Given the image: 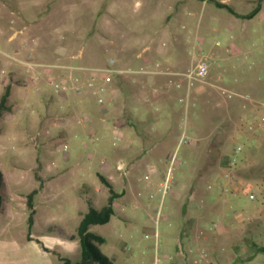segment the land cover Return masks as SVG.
Listing matches in <instances>:
<instances>
[{
	"label": "rangeland",
	"instance_id": "obj_1",
	"mask_svg": "<svg viewBox=\"0 0 264 264\" xmlns=\"http://www.w3.org/2000/svg\"><path fill=\"white\" fill-rule=\"evenodd\" d=\"M214 1L0 0V98L10 86L8 101L12 106L0 117V169L5 182L0 184L1 245L7 241L9 249L13 241L20 246H37L24 238L29 227L28 215L22 212L29 210L24 208L28 193L41 183L33 196L36 228L31 227L30 232L36 235L39 230H47L58 237L76 232L80 211L88 208L82 191L89 184L93 192L101 166L111 165L120 173L121 182L125 178L116 164L123 160L128 167V158L119 152L126 137L105 126L111 119L118 125L124 117L140 120L137 127L145 126L155 137L139 138L140 142L132 145L142 155L150 175L145 179V171L140 170L138 185L144 193L138 205L119 198L113 202L110 221L91 226L93 232L105 237L98 247L112 264H155V259L156 264H170L176 256L172 246L186 224L185 212H207L204 225L211 226L215 218L210 210L216 209L218 215L233 211L229 199L233 183L225 184L223 172L233 147L230 135L236 112L221 100L215 85L253 95L256 92L251 85L264 82V0H225L233 10L244 14L259 6L254 19L237 21ZM161 37L164 44L171 45L166 54L174 63L171 69L163 60L156 61L162 63V69L186 71L202 54L210 67H217L220 82L213 84L209 74L208 83L195 84L187 98L186 83L177 78L181 86H167L166 76L162 83L176 91L174 106L159 103L154 110L152 104L146 108L134 104L137 96H145L142 92L137 95L135 88L145 84L148 75H138L137 83L123 78L111 83L118 90L114 89L113 108L107 113V97L104 104H99L98 94L55 92L47 76L63 67L51 65L53 59L36 56L45 48H67L69 55L63 62L68 64L104 66L114 59L120 66L145 67L137 54L151 43L150 38ZM64 70L68 72L65 66ZM153 88V93L160 92ZM26 103L29 107L19 112ZM164 119L167 124L158 137L155 129ZM183 122L187 123L191 141L178 146ZM132 133L136 136L134 129ZM64 143L67 150L62 149ZM132 147L126 149L132 151ZM173 154L176 161L164 192ZM256 174L242 167L236 170V175L247 180L259 181ZM222 184L228 188L223 193L217 191V204L206 198ZM190 188L200 193L197 191L195 205L187 208L184 196ZM263 190L264 180L254 191ZM95 203L100 207L104 200ZM9 212H16V217ZM235 212L252 210L246 206ZM133 213H137L134 219ZM258 241L264 243V238ZM59 250L57 246L54 253ZM61 255L78 260L79 241L78 251H61ZM50 257L54 264L62 263L54 255ZM245 264H264V253Z\"/></svg>",
	"mask_w": 264,
	"mask_h": 264
},
{
	"label": "crops",
	"instance_id": "obj_2",
	"mask_svg": "<svg viewBox=\"0 0 264 264\" xmlns=\"http://www.w3.org/2000/svg\"><path fill=\"white\" fill-rule=\"evenodd\" d=\"M218 1L224 2L225 0ZM257 7L258 9L250 17H243L231 12L229 13L233 15L232 17L235 21L238 19H254L257 15V12L259 11V6ZM237 13L244 14L239 12ZM162 38L163 37H161V39L150 38L149 40L151 43L139 51L137 57L140 61L145 63V66L153 65L156 61L163 60L167 68L173 69L172 64L174 63L172 62L171 56H167L166 54L169 52L168 49L171 47V45H167L168 43L164 44ZM68 55L69 53L67 48H62L61 50L56 51L45 48V50L42 52L40 51L36 53L38 58L53 59L54 62L50 63L51 65L63 67V70H59L58 68V70L52 71L49 73L50 75L47 76L48 79L56 80H62L64 78V66H79L74 63L68 64L63 62V60L66 59V56ZM209 74L210 78L214 81L212 82L213 84H217V81L220 82V80L217 78V67H210ZM149 76H152V78ZM139 77L141 78L142 75H139ZM165 77V75L146 76L145 84L143 82L142 85H138L135 88L136 93H138L137 95L142 92L145 93V96H137V98H135L136 100L134 104L142 105L145 108L147 105L152 104L153 106L155 105L154 110L157 107L156 105L159 103L164 105L172 104V106H174V100L176 97L174 93L176 91L169 90L165 87L164 83H162V81L165 80ZM154 86L159 88L160 92L158 94L152 92V88ZM118 87L121 86L118 85ZM251 87L254 88L256 92V94L251 96L257 100L264 101V82L253 83ZM115 88L118 90L117 86ZM219 95L221 100H223L224 103H228V105L234 109V112H236L233 127L234 130L235 126L237 125L239 115L243 111L240 107V100L237 97L228 96L221 92H219ZM120 100H122V97H120ZM112 102L109 101L110 104L108 108L105 109L107 113L111 112V109L113 108ZM125 119L126 121H124ZM119 121L120 120H118L117 125L112 119L107 120L105 126L107 129L110 128L120 131V133L126 137L124 148L119 150L120 154L122 153L128 158V167L126 168L127 172L122 174L125 178L122 180V183L119 178L120 173L117 174V172L111 168V165L104 163L98 172L99 182L93 188V192H91V186L89 184L84 186L82 193L87 201L88 208L87 210L80 211V219L88 211L90 205L100 208L107 203L108 197L111 193L109 187L103 182L102 177L111 185L112 189L114 190L116 195L114 201L123 197V200H129L133 205L136 206L138 205L139 198L144 193L138 184L140 183L139 177H141L140 174L142 173L140 170L145 171L146 164L142 155L139 154L138 151L132 147V145L133 142H140L139 138L146 139L147 137L155 136H153L151 131L146 130L145 126L138 128L137 121L140 122V120H136L134 117L130 119L124 117L120 123ZM166 124V119H164L163 122L161 120L158 121L157 128L155 129L157 130L156 134L158 137L163 134ZM133 129L135 130L136 136H134L132 133ZM251 138V145L246 148L242 154L243 160L240 163L239 168L242 167L251 172L255 171L257 173L256 177H258L260 180H247L246 178H241L239 175H236L240 184H243V188L236 189V186L234 188L233 184V188L232 186L230 187L229 199L231 200L230 206L234 208L233 211L224 212L223 214L218 215L216 209H214V211L210 210L214 214L215 221H219V224L216 227H213V223L211 226L204 225V218L207 212L190 213L189 210L188 212H185L184 216L186 219V224L180 229V235L174 246H172L175 250L176 256L171 260L170 264H245L246 262L254 261L257 257V254L260 253L256 251L255 248L256 244L264 245V243H260L258 241L261 238H264V200L260 198L259 192L254 190L257 189L259 183L264 180V136L255 135L251 136ZM144 141L145 140H143V142ZM130 146L132 147V151H128V149H126ZM150 172H153V167L150 168ZM143 177L145 179H149L150 175L148 174L147 170L144 172ZM227 182L228 181H225V184H227ZM2 184H5L4 176ZM147 184H152V181H148ZM225 184H222L223 186H217L215 192L207 193L206 198L213 200L217 204V191L219 193H223V189L227 190L228 187L227 185L225 186ZM42 186L43 183L40 184L39 188ZM39 188H36V195L39 192ZM197 191L200 193L199 190L196 189L193 191V189L190 188L188 194L184 196L185 201L187 202V204L186 202L184 203V206L188 205L187 208H191L193 205H195ZM251 192L255 193L257 196L255 198H251ZM100 198L104 200V203H102L100 207H97L95 202ZM9 200H12V197H10ZM26 206L27 204L24 200V208ZM246 206L250 207L252 212H235L236 210L242 209ZM33 208L34 213L32 224H29L28 221L30 213L29 210H27L28 212H22L23 214L28 215L27 222L29 227L24 233V238L28 242L35 241L37 246L31 247L30 244H21L20 246L11 241V248L8 249L7 246H9V243L5 241L3 245L0 244V264H54L53 259L50 257L51 254L54 255L57 260L62 261L61 264H63V259L69 257H63L61 255V251L67 253L78 251V239H70L67 237L68 235L74 234L76 232H64L60 237L49 233L47 230H39L36 235L31 233L30 228H36L35 202ZM244 213L250 214L252 216L251 220H244ZM9 214H14L13 217H16V212H9ZM136 214L137 213H133V219L136 217ZM123 218L130 220L128 216H123ZM5 229H7V227ZM2 230H4V228H2ZM57 246H60L61 250L55 254L54 252L56 251ZM244 255L246 257H243Z\"/></svg>",
	"mask_w": 264,
	"mask_h": 264
},
{
	"label": "built area",
	"instance_id": "obj_3",
	"mask_svg": "<svg viewBox=\"0 0 264 264\" xmlns=\"http://www.w3.org/2000/svg\"><path fill=\"white\" fill-rule=\"evenodd\" d=\"M68 70L65 73L62 80L49 79V82L54 85L55 92H74L76 95H84L89 93L98 94L97 101L99 104H104L106 97L109 101L113 100L114 89L111 86L113 81L120 82L123 78H128L131 82H136L138 75H165L168 76L167 86H180L181 82L176 79L179 78L186 83L187 98L192 95L193 88L197 83H208L207 78L210 72V66L205 56L199 55L197 61L190 66L186 71L180 72L176 70L162 69V63L156 62L154 65L145 67H130L120 66L114 59L104 66H66ZM75 70L80 73H74ZM178 76V77H174ZM215 87L219 92L237 97L240 100V107L243 110L238 118L237 125L235 126L232 134L230 135L233 143L232 151L229 154L223 177L224 180L232 182L236 189H242L243 184H240L239 179L236 177V170L239 168L240 163L243 160L242 154L251 145V136H264V101L257 100L247 93H239L226 87L217 84ZM156 92L157 88H153ZM188 101V99H187ZM217 106H221V102L216 103ZM28 108L29 104L26 103L23 107H19L18 111L21 112L23 108ZM182 131L178 141V146L181 143L190 142L188 137V126L186 122L181 125ZM63 150L68 149V144L62 145ZM175 154L170 159V164L166 177L164 179L163 191L168 189V182L171 178V170L175 163ZM117 170L122 174L127 172L125 162L123 160L118 161L116 164ZM239 183V184H238ZM232 186V188H233ZM235 191V189H234ZM260 198L264 200V190L259 192ZM255 193H250L251 198H255ZM250 214L244 213V220H251ZM219 221L213 222V227L218 226ZM134 256V254H132ZM158 259H155V264Z\"/></svg>",
	"mask_w": 264,
	"mask_h": 264
},
{
	"label": "trees",
	"instance_id": "obj_4",
	"mask_svg": "<svg viewBox=\"0 0 264 264\" xmlns=\"http://www.w3.org/2000/svg\"><path fill=\"white\" fill-rule=\"evenodd\" d=\"M214 3L219 7L226 8L229 12L241 15L243 17H250L252 14L258 9L255 7L250 13L247 14H238L231 7H229L226 3L220 1H214ZM10 96V86H7L4 93L0 98V117L3 116L6 112L11 110V104L8 101ZM103 182L109 187L112 191L111 185L102 177ZM3 183V174L0 170V184ZM37 193V189H33L27 195V207L29 208V224L33 222V196ZM116 198L115 193L112 191V194L108 197L107 203L100 208H96L92 205L89 206L88 211L82 216L77 226L76 233L70 234L67 237L70 239H78L80 244V257L78 260L72 261L69 258L63 259V264H93L94 262H98L101 264H112L107 256L101 254L98 244L103 243L105 241V237L99 233H95L91 230V226L96 224H104L107 223L112 214L114 213L113 202ZM1 200V196H0ZM256 251L264 252V245L256 244Z\"/></svg>",
	"mask_w": 264,
	"mask_h": 264
},
{
	"label": "water",
	"instance_id": "obj_5",
	"mask_svg": "<svg viewBox=\"0 0 264 264\" xmlns=\"http://www.w3.org/2000/svg\"><path fill=\"white\" fill-rule=\"evenodd\" d=\"M93 264H101V263H98V262H94Z\"/></svg>",
	"mask_w": 264,
	"mask_h": 264
}]
</instances>
